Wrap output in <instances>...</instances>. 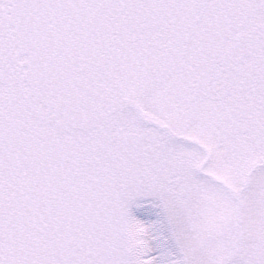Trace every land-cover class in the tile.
<instances>
[{"label":"snow or ice","instance_id":"6c2138e0","mask_svg":"<svg viewBox=\"0 0 264 264\" xmlns=\"http://www.w3.org/2000/svg\"><path fill=\"white\" fill-rule=\"evenodd\" d=\"M0 264H264V0H0Z\"/></svg>","mask_w":264,"mask_h":264}]
</instances>
